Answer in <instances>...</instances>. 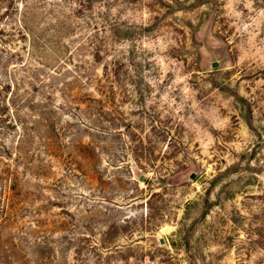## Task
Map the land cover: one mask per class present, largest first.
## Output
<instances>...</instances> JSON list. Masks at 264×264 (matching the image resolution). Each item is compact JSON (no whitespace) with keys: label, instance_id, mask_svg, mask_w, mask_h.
Wrapping results in <instances>:
<instances>
[{"label":"rangeland","instance_id":"374dc122","mask_svg":"<svg viewBox=\"0 0 264 264\" xmlns=\"http://www.w3.org/2000/svg\"><path fill=\"white\" fill-rule=\"evenodd\" d=\"M0 264H264V0H0Z\"/></svg>","mask_w":264,"mask_h":264},{"label":"water","instance_id":"95a60500","mask_svg":"<svg viewBox=\"0 0 264 264\" xmlns=\"http://www.w3.org/2000/svg\"><path fill=\"white\" fill-rule=\"evenodd\" d=\"M194 176H195L194 174L191 175L192 178H194Z\"/></svg>","mask_w":264,"mask_h":264}]
</instances>
